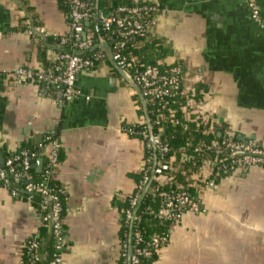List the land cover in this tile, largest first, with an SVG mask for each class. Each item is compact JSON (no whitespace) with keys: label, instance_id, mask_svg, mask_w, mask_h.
<instances>
[{"label":"crops","instance_id":"crops-1","mask_svg":"<svg viewBox=\"0 0 264 264\" xmlns=\"http://www.w3.org/2000/svg\"><path fill=\"white\" fill-rule=\"evenodd\" d=\"M141 1L159 8L145 40H157L170 53L163 61L178 64L189 112L206 117L216 139L228 133L264 148V0H253L259 23L246 0ZM66 15L58 0H0V71L8 73L0 77V163L54 135L62 264H115L117 206L133 195L146 154L124 130L146 122L135 90L104 61L77 75L76 96L64 104L59 87L16 84L9 74L44 70L38 47L49 60L47 38L72 33ZM48 150L31 158L37 175L44 174ZM204 177L207 187L195 198L203 212L176 223L155 264H264V165L220 179L206 170ZM15 188L12 196L0 185V264H23L22 250L39 227Z\"/></svg>","mask_w":264,"mask_h":264},{"label":"built area","instance_id":"built-area-1","mask_svg":"<svg viewBox=\"0 0 264 264\" xmlns=\"http://www.w3.org/2000/svg\"><path fill=\"white\" fill-rule=\"evenodd\" d=\"M246 4L251 20L259 23V11L254 1L246 0ZM67 5L68 12L66 16L69 20V27L72 33L70 36L60 37L58 44L55 46L63 48L65 51L47 53L49 60L55 62L56 65L52 69L47 70L18 68L9 73L14 83L26 84L37 81L42 83L44 87L55 85L61 89V103H68L76 96L75 81L77 75L82 71L93 69L96 66H94V61L100 62L108 59L109 62L112 61L139 89V93L145 102H162L166 98L173 97L174 93L178 91H182L181 93L184 95L183 79L177 66H170L166 70L161 71L160 68L149 65L143 67L141 70L131 71L133 61H127L118 51L119 48L123 47V43L121 42L116 44L114 51L110 50L111 61L108 58L106 50L102 48L99 49L103 52L97 55L93 59L94 61L83 59L81 55H75V53L84 54L94 48L90 35L86 31L83 32L84 28L82 25L85 22L94 21L106 32L116 29L121 37L147 38L150 30L155 25V15L159 12L157 5L134 1L130 7H119L109 13H103L97 10L95 3L91 0H68ZM83 33H85V37L81 39L80 35ZM67 43H70L71 48H65ZM100 43L105 42L100 41ZM7 75L8 73L0 71V77ZM193 113H185V121L187 123L189 121H195L197 127L200 125L204 126L203 132L205 134H212L211 130L206 127L207 123H209L206 117H201L197 113H194L197 114L194 115ZM171 123L173 125L180 124L179 120L174 118L171 119ZM143 124L146 125L147 123L142 122L140 125ZM182 126L184 129L186 128L185 123H182ZM161 132L162 128H158V133ZM142 136V143L146 154L140 171L141 179L135 185L133 195L129 197V207L125 211L124 223L130 227L133 219V211L137 206L138 199L141 195L140 193L149 185L151 179L158 181L154 193L164 201L163 209H159L155 214L158 220L178 223L188 214L203 212L200 204L196 200L188 198L185 193L173 194L160 191V185L166 181L168 174L172 171V157L167 159L170 148L161 139L159 134L153 135L149 132L148 136L144 133ZM186 146L191 149L193 157L205 151L222 154L224 158L220 163L213 162L210 159L201 160L202 166L198 174V179H200L201 183L205 181L204 173L206 170H210L211 172L213 170L220 171L223 177L228 178L238 171H249L256 166L264 165L263 147H259L252 142L246 144L239 143L228 133H224L209 143L201 142L194 147L191 142H188ZM47 147L49 150L46 155L47 161L44 176L46 178H52L54 170L58 165L55 150L57 143L52 141L48 146L43 144L39 145L41 150ZM182 155L184 156V154ZM31 158L32 155L23 150L4 159L3 163L0 164V185L14 196L16 194L15 187H19V183L23 182L24 185L21 190L26 195L25 200L29 204L33 196H41L42 201L39 208L41 211L49 209V216L45 217L39 214L37 218L38 225H41L43 221H48L52 234L55 237V253L52 254L48 264H62L63 240L59 235L61 204L57 195L58 191L62 193V190L59 189L56 192L52 188H49L46 183H36L33 181L32 175L29 173ZM184 160L187 161L188 159L185 158ZM16 162H18L19 169L15 168L14 163ZM136 221L137 218L134 217L133 223ZM131 237L132 241L130 244H121L120 255V257H126L129 264H137L138 257L140 256L150 257L153 252L159 251L170 241V233L169 235L154 236L145 244L140 233L135 232ZM25 249L28 255L27 264H39L40 262L46 261V252H40V246L36 237H30Z\"/></svg>","mask_w":264,"mask_h":264},{"label":"trees","instance_id":"trees-1","mask_svg":"<svg viewBox=\"0 0 264 264\" xmlns=\"http://www.w3.org/2000/svg\"><path fill=\"white\" fill-rule=\"evenodd\" d=\"M62 11L67 14L68 12V0H58ZM95 3L97 10L102 11L103 13H109L115 11L119 7H130L134 1L142 3L141 0H91ZM144 3V2H143ZM69 22V20H68ZM84 30L87 34L90 35L93 49L85 52L82 56L83 59H88L94 61L93 59L103 52L99 48H95L100 41H104L110 50L114 51L117 43H123V47L119 48L118 51L123 55L127 61L132 60V69L141 70L145 66H156L161 69V71L166 70L170 66H177L180 72V68L177 63H166L163 60L169 58L170 55L167 50L162 48L161 44L157 40L146 41V38L132 37L125 38L119 35V32L116 29H112L108 32L104 31L99 25L94 21H89L88 24L84 25ZM47 44L55 47L58 44V39H53L51 37L47 38ZM65 48H71L70 43L65 45ZM38 55L44 65V70L52 69L56 63L49 61L46 58V49L41 46L38 47ZM109 64V60H103ZM98 62L94 61V66ZM181 75V73H180ZM41 86L42 83L38 82ZM178 91L174 93L173 97L166 98L162 102H151L146 101V113L151 125V133L153 135L159 134L161 139L169 146L170 152L167 156V159L172 157V171L168 174L166 181L160 185V191L165 193H185V195L191 200H195L200 189L207 187L206 182L201 183L198 179V174L201 170V160L210 159L213 162L220 163L224 160L222 154H216L214 152H201L198 153L196 157H193L191 154V149L187 148V143L191 142L195 147L201 142L209 143L211 140L216 139L212 134H205L203 132L204 126H196L195 121H185V113L189 112L188 108V98L184 97ZM134 101L139 107V113L144 114L143 106L140 102V98L136 94L134 96ZM161 115V117H160ZM194 117V116H193ZM178 119L180 124L173 125L171 119ZM182 123L186 124L184 129ZM158 128H162V132L158 133ZM125 132L133 139H137L143 142V136H148L149 131L145 124L137 125L130 128H124ZM55 140L54 135L48 134L46 139L42 142L43 145L48 146L49 143ZM27 151L32 155L34 159L39 155L43 150L39 148V145H25L20 151ZM58 154V152H57ZM184 154V156L182 155ZM11 155H6L4 159L9 158ZM187 158L188 160H184ZM3 159V161H4ZM30 159V161L32 160ZM3 161L0 163L2 164ZM15 168L19 169L18 162L14 163ZM30 175H32L33 181L36 183H46L49 188H52L54 191L61 189L59 185L52 179L46 178L44 174L37 175L34 170L29 169ZM212 177L220 179L223 177V174L220 171L213 170ZM133 179L136 181V184L141 179V174L139 173L136 176H133ZM158 181L151 179L149 187L146 192L142 193L141 191V200L135 207V217L137 221L133 223V228L131 231V236L133 233L138 232L143 238L144 244L147 243L152 237L157 235H169L170 230L176 225L173 222L160 221L156 218L155 214L159 209H163L164 201L154 193V189L157 186ZM24 185L23 182L19 183V187L22 188ZM22 191V190H21ZM58 198L61 204V213L60 219L63 217V194L58 191ZM23 198H26V195L23 194ZM42 201L41 196L35 195L31 199V207L34 209L35 214H40L41 216L48 217L49 209L41 211L39 206ZM120 221H119V230L117 233L118 241L120 244L128 243L132 237H130L129 226L124 223L125 211L129 207V199L124 200L117 206ZM64 231V226L61 223L59 229V235L62 237ZM32 237H36V240L41 248L43 243L46 241V261L40 262L39 264H48V261L51 259L52 254L55 253V237L52 234V230L48 221H43L38 227L37 234H33ZM29 240V239H28ZM63 240V238H62ZM64 246V242H63ZM142 246V245H140ZM159 252H153L150 257H138L137 264H155L158 259ZM22 263L27 264L28 255L26 254V249L22 250ZM115 264H129L126 257H119L116 260Z\"/></svg>","mask_w":264,"mask_h":264},{"label":"water","instance_id":"water-1","mask_svg":"<svg viewBox=\"0 0 264 264\" xmlns=\"http://www.w3.org/2000/svg\"><path fill=\"white\" fill-rule=\"evenodd\" d=\"M87 24H88L87 22L84 23L85 26H86ZM84 37H85V33L82 34V38H81V39H84ZM46 47L49 48L50 50H53V51H59V52H64V51H65V49L60 48V47H49L48 45H47ZM95 48H102V49L106 50L107 55H108V58H109L110 61H111L110 49H109V47H108L105 43H99ZM82 54H83V53H75L76 56H80V55H82ZM111 64L113 65V67L115 68V70H117V71L123 76V78L127 81V83H128V84H129L134 90H135L136 94H137L138 97L140 98V102H141V104H142V106H143V109H144V112H145L144 114H145V118H146V123H147L148 129H149V132H150V134H151L150 121H149V118H148L147 113H146V102H145V100L141 97V95H140V93H139V89H138V88H137V87H136V86H135V85L129 80V78H127V76H126L122 71H120V70L115 66V64H114L112 61H111ZM148 187H149V185H147V186L143 189L142 193L146 192L147 189H148ZM141 197H142V195H140V197H139V199H138L137 206H138V204H139V202H140V200H141ZM137 206H136V208H137ZM134 217H135V210L133 211V219H132V221H131V223H130V227H129L130 237H131V231H132V225H133ZM128 243L130 244V239H129Z\"/></svg>","mask_w":264,"mask_h":264},{"label":"rangeland","instance_id":"rangeland-1","mask_svg":"<svg viewBox=\"0 0 264 264\" xmlns=\"http://www.w3.org/2000/svg\"><path fill=\"white\" fill-rule=\"evenodd\" d=\"M120 255H121V244L118 241V258L120 257Z\"/></svg>","mask_w":264,"mask_h":264}]
</instances>
